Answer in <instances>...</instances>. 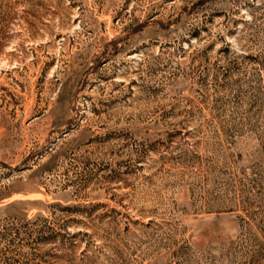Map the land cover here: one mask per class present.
<instances>
[{"label": "rangeland", "instance_id": "obj_1", "mask_svg": "<svg viewBox=\"0 0 264 264\" xmlns=\"http://www.w3.org/2000/svg\"><path fill=\"white\" fill-rule=\"evenodd\" d=\"M0 264H264V0H0Z\"/></svg>", "mask_w": 264, "mask_h": 264}]
</instances>
